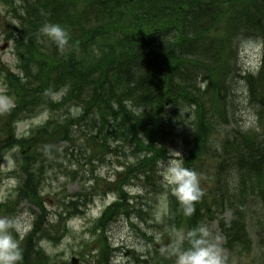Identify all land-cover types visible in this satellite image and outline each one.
<instances>
[{"label":"trees","instance_id":"1","mask_svg":"<svg viewBox=\"0 0 264 264\" xmlns=\"http://www.w3.org/2000/svg\"><path fill=\"white\" fill-rule=\"evenodd\" d=\"M16 1L20 0H2L19 22L18 28L8 27L23 76L7 75L16 106L0 129V157L15 146L23 151L25 179L17 197L44 211L40 187L46 171L38 163L57 153L62 140L74 143L76 131H81L85 145L79 150L90 154L88 163L105 162L110 153L125 155V144L130 153L138 154L134 162L121 164L123 170L115 179L103 183L118 191L119 198L99 223L130 217L134 210L127 204L125 185L132 179L143 187L151 184L153 190L146 186V191H159L156 179L170 157L166 124L177 120L182 125L190 118L184 127V166L200 177L209 160L215 165L200 181L204 196L192 216L184 215L175 196L169 198L171 217L176 224H187L184 247H191L188 232L216 220L229 247H249L248 214L257 206L264 211V0H22L15 5ZM45 23L64 28L75 23L71 46L61 50L53 43L54 57L39 52ZM244 43L260 44L262 57L258 72L239 70L246 94L239 101L234 82L238 60L232 68L230 59H237L234 46ZM228 50L233 57L228 58ZM58 92L60 99H53ZM126 100L132 101L134 112L125 107ZM241 104L254 117L251 126L237 120ZM34 106L49 108L52 116L32 128L29 136L16 137L13 123ZM71 107L79 113H72ZM223 131L219 139L217 133ZM8 133L10 138H2ZM209 181L211 186L203 187ZM99 185L97 181L92 187L94 192ZM1 207L10 216L15 212L13 201ZM227 210L233 215L229 224L224 218ZM45 222L46 216L39 215L20 245L23 261L17 264L45 263L38 245L44 236L51 238L41 227ZM155 260L170 264L162 254Z\"/></svg>","mask_w":264,"mask_h":264},{"label":"rangeland","instance_id":"2","mask_svg":"<svg viewBox=\"0 0 264 264\" xmlns=\"http://www.w3.org/2000/svg\"><path fill=\"white\" fill-rule=\"evenodd\" d=\"M21 1H16L15 5H21ZM7 7L11 8L10 11H12L11 6ZM8 14V10L0 1V106L7 100H11L15 105L13 95L7 94L5 76L8 73H15L20 77L23 76V72L19 66L20 57L17 56L13 42L10 40V30L4 26L5 20L9 19ZM10 20L12 25L17 26L19 23L17 22L16 24L14 18ZM74 24H67L66 29L69 34H73L70 30H73ZM41 42L42 39L39 41V44ZM53 43L45 36L39 52L54 57ZM70 46L71 43L69 41L64 50H67ZM232 51L233 56L237 53V59L231 55L229 50L227 51L228 58L233 57L230 59V63L233 65L232 68H235L238 60V70H236L234 82L237 83L236 95L239 101H242L246 94L239 80V75H241V71L242 73H247L249 70L256 72L260 67L261 53L257 46H253L250 43L240 44L239 47L236 44ZM229 74L231 77L234 75L231 72ZM226 80L227 84H229L228 77H226ZM60 94V92L54 94L55 100L60 99ZM239 107L241 108V112L239 111L237 120L243 126H251L254 117L250 109L242 104ZM32 110L30 111L31 114L20 113L21 119L15 129L16 137L29 136L32 128L45 124L52 116L49 108L34 106ZM71 112L75 114L79 113L76 107H71ZM7 114H9L8 111L0 110L2 118L0 129L3 119ZM174 116H177V114ZM190 120V118L186 119V123L182 125H179L177 120L166 124L169 161L170 159L178 158L175 157L174 151L180 152L181 158L185 156L183 142L184 127L190 124ZM228 122L230 123V120ZM232 126L231 123L225 129L229 130ZM224 132L221 134L217 133V137L219 139L222 138ZM75 136L74 143L64 140H62L63 142L60 141L62 143L57 146V153L51 156L48 155L47 158L41 160L45 164L46 171L42 184V201L46 211V223L43 225V229L51 237L44 236L42 241L49 242L52 248L56 250L54 255L49 256L41 248L42 253L47 258L44 264H71L73 257L79 258L82 261L81 264H103V256L106 251H108L110 264H145L147 260L150 261V264H155L156 260H153V258L160 256L156 245L162 243L167 237L171 240L170 245L166 250L160 252L164 253V258L171 262L170 264H175L176 257L173 255V249L179 246L182 250H186L184 241L182 245L179 244L178 236L181 234L184 236L187 224L186 222L176 224L177 222H175L174 217H171L169 211V196L172 194L171 189L165 186L162 176L169 161L161 168V176L159 174L156 179L157 182L161 181L158 184L160 186L159 191L153 192L149 190L151 192L149 193V191L143 189L142 182L126 185L128 192L135 198L138 196V203L142 205L133 206L137 199L133 201L130 195L131 204L129 205L133 207L136 215L131 211L130 217L123 215L113 219V221L106 225L105 233L108 239L100 241L102 231L101 227H98L97 224L102 218L104 209L118 199V192H112L103 187H99L100 190L94 192L92 187L100 178L105 177L108 181L115 179L117 172L123 170L121 164L129 161L134 162L138 154L134 155L130 153L129 146L125 144L124 150H127L125 155L124 153L122 155L110 153L105 157V162H99L92 158L96 161L88 163L90 154L79 150L80 145H85L84 135H81V131H76ZM4 137L10 138L11 134L2 135V138ZM22 152L19 147H13L4 155V160L0 164V169L2 170L0 176V204H3L12 195L13 200H18V193L15 189L16 187L17 189L19 188L21 178L23 179V174L20 170ZM129 153L130 155H128ZM6 157L15 163V167L12 170L8 169ZM15 159L18 160V165ZM214 165L215 163L211 164V160L208 161L207 170L200 174L201 182L207 178L206 173L212 171ZM12 172H16L17 175ZM11 179H15L17 184L15 188L10 189L7 182ZM131 181L134 182L132 179ZM150 185L147 184V188H152ZM205 185L206 187H210L211 182L209 181L208 184H204L203 187ZM103 190H106V192L103 193ZM69 200L70 203L74 202V207H71L70 210H77L78 214L75 215L73 213L75 216L71 217V219H66L68 218L66 216L70 214V210L67 208L70 204L67 203ZM64 203L66 204L65 206ZM12 208L15 211V220L19 222L21 227L20 234H23V237L33 229V226L37 222V216L45 213L38 206L30 204L25 200L15 201ZM139 209H141V212L138 211ZM232 216L231 210L225 212L224 218L226 223H230ZM261 216L264 217V211H261L258 206L255 208V211H251L248 214L247 228L251 236L249 247H229L225 235L219 228L218 222L212 221L208 224L207 229L210 232L209 240L221 250L225 258V264H264V224H262ZM0 218H4L2 212H0ZM65 226L69 229L67 232V229L64 228ZM93 232L94 235L92 234ZM38 245L40 246V244Z\"/></svg>","mask_w":264,"mask_h":264},{"label":"clouds","instance_id":"3","mask_svg":"<svg viewBox=\"0 0 264 264\" xmlns=\"http://www.w3.org/2000/svg\"><path fill=\"white\" fill-rule=\"evenodd\" d=\"M40 32L61 50L69 44L70 35L68 30L58 23H45L40 28ZM124 104L129 111H135L131 100L124 101ZM12 107H14L12 101L7 100L0 106V110L8 111ZM113 108L118 109L119 105L114 103ZM174 155L179 157L181 153L174 151ZM6 159L8 169L12 170L15 167L14 161L7 157ZM162 176L165 186L171 189V194L183 206L184 215L192 216L195 212V204L200 202L204 196V192L200 187L199 175L185 167L183 159L173 158L164 169ZM7 184L10 189L15 188L17 181L11 179ZM13 231L21 233L19 222L6 217L0 218V264H17V262L23 261L20 240L12 235ZM209 237L210 232L204 226L188 232L187 239L191 247L187 250H182L179 246L173 249V255L176 257L175 264H225V258L221 250L210 242ZM20 239H23V234H21ZM184 239L185 237L182 234L179 235V244L182 245ZM40 247L49 256L55 254L56 250L47 241H41Z\"/></svg>","mask_w":264,"mask_h":264},{"label":"water","instance_id":"4","mask_svg":"<svg viewBox=\"0 0 264 264\" xmlns=\"http://www.w3.org/2000/svg\"><path fill=\"white\" fill-rule=\"evenodd\" d=\"M168 241L167 242H164V244H162L161 246H159L160 248H163V247H166L168 245Z\"/></svg>","mask_w":264,"mask_h":264},{"label":"flooded vegetation","instance_id":"5","mask_svg":"<svg viewBox=\"0 0 264 264\" xmlns=\"http://www.w3.org/2000/svg\"><path fill=\"white\" fill-rule=\"evenodd\" d=\"M81 263H82V261H81V260H79L77 264H81Z\"/></svg>","mask_w":264,"mask_h":264},{"label":"bare ground","instance_id":"6","mask_svg":"<svg viewBox=\"0 0 264 264\" xmlns=\"http://www.w3.org/2000/svg\"><path fill=\"white\" fill-rule=\"evenodd\" d=\"M259 70V69H258ZM258 70L256 72H258ZM254 73H256L255 71H253Z\"/></svg>","mask_w":264,"mask_h":264}]
</instances>
